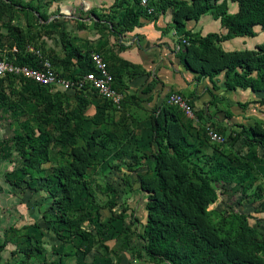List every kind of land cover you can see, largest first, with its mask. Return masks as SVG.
Returning a JSON list of instances; mask_svg holds the SVG:
<instances>
[{
	"label": "trees",
	"instance_id": "obj_1",
	"mask_svg": "<svg viewBox=\"0 0 264 264\" xmlns=\"http://www.w3.org/2000/svg\"><path fill=\"white\" fill-rule=\"evenodd\" d=\"M228 1L237 4L236 13L228 12ZM0 4H3L2 0ZM14 6L20 7L21 10H30L40 19L47 20L30 4L21 5L17 2ZM148 8L153 9L152 14H148L147 9L140 5V0H116L108 8V13H103L104 10L100 13L97 9H91L87 17L92 18L95 27H104L117 35H123L139 27L141 18L149 17L156 20L159 14L170 11L172 27L180 32L177 43L181 44L183 40L187 42V45L183 46V51L177 53L187 70L197 74L199 79L208 78L214 88H216L214 78L223 73V84L227 92L240 88L264 93V42L251 50L225 51L221 47L223 42L234 38L256 37L255 27H260L264 33V0H223L221 3H218V0H152ZM205 15L220 21V33L201 36L200 33L185 30L187 22H197ZM6 26L17 35L18 41L16 52L12 51L7 58L0 55V61L6 60L32 68H39L42 59H48L53 64V60L44 57L40 51L41 58L25 47L20 29L11 26L10 23ZM78 28L83 29L85 26L80 23ZM66 37L65 33H60V40L65 49L66 44H69ZM93 52L100 53L91 51L88 55L82 56L78 49L72 47L65 52L64 59L66 61L76 59L78 66L71 71L67 79L74 81L77 77L94 72L90 58ZM141 73L144 72L139 71L135 74ZM112 75L114 89L123 94L122 89L115 85V76ZM7 79L24 85L30 97L43 108V119L53 120L57 124L54 128L58 134L67 135L71 139L67 161L57 166L54 173L45 174L43 165L50 161V146L55 142L54 135L46 129L37 127V133L34 131L27 133L24 138L20 133L14 136L23 166L20 170L21 175L11 183L19 186L26 182L24 177L29 176L26 185L30 186L36 181L35 175L40 174L38 177L43 181L41 186L52 199V210H56L54 221L58 227L55 233L60 235L68 232L67 228H71L74 223L68 216L69 212H78L76 226L79 227L84 221V214L91 212L92 207L99 210L94 207L97 206L94 192L86 175L97 154L96 148L103 152L110 151L112 139L109 134L96 127L83 145L77 140L83 134L84 123L87 121L93 123L95 120V117L84 116L83 110L89 103L78 94L86 91L90 96L99 94L88 84L74 89L76 109L72 110L70 96L66 92L49 94V90L52 89L50 87H41L28 80L21 78L17 80L10 76L0 81ZM151 88L152 83H147L143 93ZM132 98L136 100V97ZM217 102H219L217 97H214L213 103ZM250 104L254 103L238 105L246 109ZM256 104L263 106L264 97ZM116 109L110 101H105V123ZM226 115L232 116L230 112ZM149 120L152 143L155 144L157 151L151 155L154 159L152 174L141 176L139 179L140 190L147 193L146 222L142 226L139 238L143 242L142 249L151 262L264 264V236L249 223L250 217L236 211L224 213L216 208L209 209L218 199L215 184L234 185L233 187L246 194L254 186L257 176H262L264 181V163L258 160L257 154L258 148H264V122L255 121L248 128L239 126L240 131L233 132L232 142L241 139L247 149L245 155L238 156L235 153L225 154L224 144L212 143L204 130V138L206 137L204 141L212 148V155L202 152V142L197 144L188 142L186 131L193 128L194 123L166 101L152 110ZM213 127L217 130L214 125ZM132 159L138 161L141 158L133 155ZM105 162L103 159L102 163ZM106 191L111 195L102 208L113 210L117 205V199L112 195L117 192L110 187L106 188ZM127 211L123 208L113 218L101 223L98 220L97 230L100 234H110L111 238L118 236L117 228L120 229V234L129 230L128 226L124 227ZM255 211L264 212V201ZM38 234L42 235L40 232ZM76 237L82 245L92 241V236L87 233H80ZM4 249L5 244L0 241V264ZM32 250L29 248L23 251L25 261L32 258ZM34 250L40 251L37 247H34ZM52 264H62L61 259Z\"/></svg>",
	"mask_w": 264,
	"mask_h": 264
},
{
	"label": "rangeland",
	"instance_id": "obj_2",
	"mask_svg": "<svg viewBox=\"0 0 264 264\" xmlns=\"http://www.w3.org/2000/svg\"><path fill=\"white\" fill-rule=\"evenodd\" d=\"M2 1L3 4H0V55L7 58L8 54L16 48L18 41L17 35L7 29V23L22 31L23 42L27 49L40 51L44 55V46L40 40L43 34L51 39L52 31L45 29L44 25L39 23L41 19L36 13L30 10H21L20 7H15L14 3L30 4L48 18L58 12L50 13L48 16L45 9L57 3L58 0ZM76 16L80 19H87L86 23H91L86 13L76 14ZM47 44L52 47L51 40ZM62 75L64 76L63 73ZM49 94H54V91L49 90ZM70 107L75 110V103L72 102ZM123 107L122 103L116 111L123 112ZM116 111L111 115L112 122L113 117L116 116ZM119 119L116 129L118 133H109L110 136H114V139L111 137L112 141L110 142L112 146L110 150L113 151L119 148L118 145L122 138L121 132L127 126L126 119ZM209 123L213 127V123L210 121ZM108 124L111 125L109 128L113 127L115 130V126H117L115 123ZM56 126L57 124L53 120L43 119V108L38 106L30 97L24 85L8 79L0 81V241L5 244V249L1 254V264H52L57 262L59 258L63 260L64 264H155L144 253L143 242L139 238L142 225L145 222L146 196L140 190H135L136 185L132 183L128 172L130 167L125 165L126 162H130L128 158L124 160V163L119 162V160L111 161V157L107 156V151L103 152L96 148L97 154L86 179L94 192L95 205H97L94 207L99 210L92 207L91 212L84 214V221L79 227L76 226L79 217L77 216L78 212H69L68 216L74 223L71 228H67L68 232H63L60 235L55 233L58 227L54 221L56 210H52V199L45 188L41 186L43 181L38 177L40 174L35 175L36 181L30 186L26 185L30 179L29 176H25L24 181L26 182L19 186L12 185L11 181L16 180L21 175L20 170L23 166V160L14 140L16 133H20L24 138L27 133L33 131L37 133V127H41L54 135L55 142L50 146V161L43 165L45 174L54 173L57 166L67 161L71 139L67 135L58 134L59 132L54 128ZM216 131L221 135L218 129ZM91 132L92 129L86 131V134L83 132L77 138L78 143L83 145ZM221 136L225 140V154L235 153L240 156L247 153L241 139L232 142L234 137L232 131L231 134ZM257 154L258 160L264 163V148H258ZM126 156L129 154L123 152L122 157ZM103 159L107 163L109 162V168L101 167ZM144 166L149 167V163H145ZM133 167L136 168L133 170H137V164H134ZM150 170L151 168L142 176L148 175ZM127 178L129 182L125 180ZM214 186L218 199L216 205L214 207L211 205L209 209L216 208L224 213L236 211L248 215L251 219L255 216L247 213L250 210V204L254 203L252 206L257 208L258 204L264 200L262 176H257L254 186L246 194L237 187L232 186V188L223 184H215ZM108 187L117 192V194L112 195L117 199V205L113 210L102 208L111 195L107 194L106 188ZM123 208L128 210L124 227L128 226L129 230L120 234V229L117 228L119 233L115 238L109 237L110 234H100L96 224L98 220L101 223L108 218H113ZM249 223L254 225L253 220H249ZM39 232L42 234L41 236L38 234ZM80 233L90 234L92 236L91 243L80 244L76 237ZM34 247L40 251H35ZM29 248L33 249V255L29 261H25L23 251ZM160 264L168 263L162 262Z\"/></svg>",
	"mask_w": 264,
	"mask_h": 264
},
{
	"label": "crops",
	"instance_id": "obj_3",
	"mask_svg": "<svg viewBox=\"0 0 264 264\" xmlns=\"http://www.w3.org/2000/svg\"><path fill=\"white\" fill-rule=\"evenodd\" d=\"M115 1L58 0L57 3L45 9L48 16L50 13H58L49 16L46 21L41 19L39 22L44 25L45 29L52 31L51 39L43 34L40 43L44 46V57L53 60L54 69L62 79H67L68 74L78 68L76 59L72 58L71 61L64 59L65 52L70 47L78 49L82 56L88 55L91 51H99L106 60L109 71L115 76V85H118V89L121 88L123 92V94L121 93L125 99L123 101V112L116 111L113 122L111 116V119H107V123H105L104 106L106 99L100 95L90 96L87 91L78 94L80 98L86 99L89 103L83 110L84 116L95 117L93 123L89 121L84 123L83 132L86 134V131L97 127L102 129L104 133L115 132L116 134L118 133L116 129L118 128L119 118L126 119L125 123L127 126L121 132L122 136H120L122 138L118 145L119 148L114 151H107V156L111 157V161L119 160L121 163H124L126 158L130 160L125 165L130 167L128 172L132 183L136 185L135 190H140L139 179L142 174L151 168L148 173V175H151L154 168V159L151 155L156 153L157 149L151 139L149 116L152 110L165 102L171 93L176 92L182 95L192 106L196 116H199L198 125L193 124V128L186 131L187 140L194 144L202 142L201 150L207 155L213 154L212 148L204 141L206 133L204 134L203 130L205 131V129L203 128L209 121L224 136L231 134V131L239 132V126L248 128L255 121L264 122V105L256 104L264 97V93L252 92L249 89L242 90L240 88L227 92L223 84V73L214 78L213 81L216 85V88H214L213 83L208 78L199 79L197 74L185 68L183 61L175 52L180 32H177L172 27L170 11L159 14L156 20L149 17L141 18L139 27L123 35H117L104 27H95L94 21L91 20L92 18L87 17L91 23H86L87 19H80L76 16V14H88L91 9H97L100 13L101 10H104L103 13H108V8ZM222 1L218 0V3ZM228 12L230 14L236 13L237 4L228 1ZM80 23L85 28L79 29L78 24ZM90 24L92 26H89ZM185 30L205 36L208 33H220L221 26L219 20L213 19L210 15H205L197 22H187ZM254 30L257 34L256 37L231 39L221 44L222 49L235 51L255 48L256 45L264 42V33L261 32L260 27H255ZM61 32L67 35L66 38L69 42V44H66L67 49H65L60 40ZM50 40L52 47L47 44ZM13 51L16 52V48ZM131 66L137 68L132 69ZM139 71L144 73L135 74ZM62 73L64 76L61 77ZM149 82L152 83V88L148 92L143 93L146 84ZM52 90L54 93L58 91L66 92L70 96L69 102H74L76 105V100L73 97L76 89L64 91L60 86H56ZM132 97H136V100ZM214 97H217L219 102L214 104ZM239 103L254 104L242 109L238 105ZM227 112H230L232 116L227 117ZM184 122L186 123L185 120ZM108 123H115L117 125L115 130L113 127L109 128L111 125ZM111 137L114 139L113 135ZM123 152H127L129 156L122 157ZM133 155L141 159L138 161L133 160ZM145 163H149V167L146 168L144 166ZM134 164H137V170H133ZM101 165L103 168H109L110 164L105 162L101 163ZM125 180L128 181L129 179ZM140 192L142 191L140 190ZM144 194L147 203V193ZM252 204H250V210L247 213L250 215L254 214L255 217L249 220L254 221L252 226L256 227L264 236V212L257 213L255 211L256 206H252ZM215 205L213 204V207ZM61 262L64 264L62 259Z\"/></svg>",
	"mask_w": 264,
	"mask_h": 264
},
{
	"label": "built area",
	"instance_id": "obj_4",
	"mask_svg": "<svg viewBox=\"0 0 264 264\" xmlns=\"http://www.w3.org/2000/svg\"><path fill=\"white\" fill-rule=\"evenodd\" d=\"M151 1L152 0H140V5L147 9L148 14L153 13V9L148 8ZM184 45H187V42L183 40L181 44L176 45L175 52L178 53L183 51ZM29 50L35 52V54L41 58V53L39 51ZM90 58L94 72L78 77L74 81L60 78L53 64L48 59H42L39 68L21 66L6 60L0 61V79H4L8 76L16 78L17 80L21 78L41 87L55 88L56 86H60L64 91L78 89L88 84L91 88L96 90L100 96L110 101L119 109L123 103L124 97L113 88L114 78L109 71L106 60L98 52L91 53ZM166 103L178 108L189 121H192L194 124L199 123L192 106L179 93L174 92L168 95ZM204 129L207 137L212 143L219 145L224 144L225 140L216 132L210 123L205 124Z\"/></svg>",
	"mask_w": 264,
	"mask_h": 264
}]
</instances>
